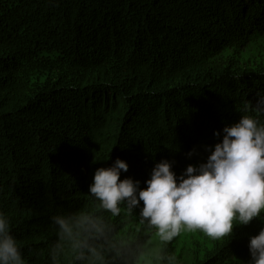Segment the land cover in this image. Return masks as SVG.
Listing matches in <instances>:
<instances>
[{
    "label": "trees",
    "instance_id": "trees-1",
    "mask_svg": "<svg viewBox=\"0 0 264 264\" xmlns=\"http://www.w3.org/2000/svg\"><path fill=\"white\" fill-rule=\"evenodd\" d=\"M257 91L264 0H0V212L25 264H48L53 215L91 207L96 169L179 177ZM261 219L200 264H247Z\"/></svg>",
    "mask_w": 264,
    "mask_h": 264
},
{
    "label": "clouds",
    "instance_id": "clouds-1",
    "mask_svg": "<svg viewBox=\"0 0 264 264\" xmlns=\"http://www.w3.org/2000/svg\"><path fill=\"white\" fill-rule=\"evenodd\" d=\"M207 151L206 162L189 165L179 177L167 159L156 163L144 188L130 177L121 180L129 165L119 158L111 167L96 169L89 185L91 207L51 217L56 239L48 248V264H180L167 245L182 232L220 241L232 237L237 226L260 219L264 91L256 92L255 104L247 102L240 119L226 125L222 141ZM133 219L139 227L127 230L125 223ZM248 247L247 264H264V228L249 237ZM0 264H25L2 212Z\"/></svg>",
    "mask_w": 264,
    "mask_h": 264
},
{
    "label": "rangeland",
    "instance_id": "rangeland-1",
    "mask_svg": "<svg viewBox=\"0 0 264 264\" xmlns=\"http://www.w3.org/2000/svg\"><path fill=\"white\" fill-rule=\"evenodd\" d=\"M139 227H128L127 230ZM157 247H160L159 241L153 238ZM222 241V240H220ZM220 241H213L200 232L184 231L179 237L167 245L169 251L174 252L180 259V264H200L207 251L211 250Z\"/></svg>",
    "mask_w": 264,
    "mask_h": 264
}]
</instances>
